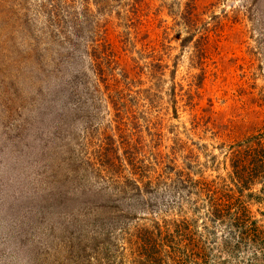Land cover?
I'll use <instances>...</instances> for the list:
<instances>
[{
	"label": "rangeland",
	"instance_id": "rangeland-1",
	"mask_svg": "<svg viewBox=\"0 0 264 264\" xmlns=\"http://www.w3.org/2000/svg\"><path fill=\"white\" fill-rule=\"evenodd\" d=\"M0 264H264V0H0Z\"/></svg>",
	"mask_w": 264,
	"mask_h": 264
},
{
	"label": "trees",
	"instance_id": "trees-1",
	"mask_svg": "<svg viewBox=\"0 0 264 264\" xmlns=\"http://www.w3.org/2000/svg\"><path fill=\"white\" fill-rule=\"evenodd\" d=\"M138 187V186H137ZM115 204H116V207L117 208H120V205H119V203L118 202H116L115 201ZM125 213V212H124ZM115 217V219H117V220H119L120 219V216H114ZM149 257H150V255H148Z\"/></svg>",
	"mask_w": 264,
	"mask_h": 264
}]
</instances>
